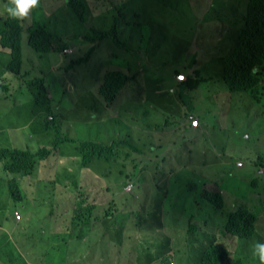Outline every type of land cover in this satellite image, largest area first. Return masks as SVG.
I'll use <instances>...</instances> for the list:
<instances>
[{"label":"rangeland","instance_id":"obj_1","mask_svg":"<svg viewBox=\"0 0 264 264\" xmlns=\"http://www.w3.org/2000/svg\"><path fill=\"white\" fill-rule=\"evenodd\" d=\"M86 1L91 2V0ZM228 1L155 0L152 2L150 0L148 10L156 22H152L149 27L143 26L141 32H144L145 36L142 34L141 37H138L140 30L136 31L137 27L129 29L122 25V29H119V32L122 33L120 44L132 48L133 53L136 54L132 59L133 61H136L137 58L140 60L145 53L154 61L151 55L155 54L157 49H150L148 51L142 49L141 51L140 48L145 45L146 34L155 33V37L159 43L168 49V54H162V58H166L167 55L179 56L180 52L182 54L186 49H192V52L187 53L188 59L195 56V54L200 55L199 60L204 65L200 68V71L201 77L204 79L200 83L199 89L194 93L195 101H201L203 105L209 101L210 105L215 107L218 105L222 107V104H225L226 113L222 117H217L219 122L216 125L215 133L222 136V143L227 151L238 155L237 153L241 151V147L244 145L245 149L250 151L252 157L256 158V155L264 156V91L259 93L258 100H252L247 95L233 94L227 90L228 88L225 85V77L227 75L225 71L226 64L222 57L227 56L235 49V39L237 37L235 19L230 17L234 13L228 5ZM6 3L7 0H0V13L4 12V5ZM95 6L92 5V8L96 9ZM39 8V11L46 14H55L56 16H60V14L69 16L71 14L70 9L66 5V0H40ZM39 11L38 8L32 10L30 18L24 21L26 25L35 21ZM91 12H89V22L81 25L78 23V25H70L67 29L71 34L70 42L78 43L79 48V41H84V47L88 48L87 52L77 55L78 57H87L85 62L79 66L71 67V60L65 59L64 63L60 66L63 72H57L60 63H53L58 58L60 60L61 57L65 58V56H61L59 52L40 56L35 53V50L33 51L39 58H35V64L37 65L34 71L30 72V75L36 79L43 71V76L41 77L44 80L43 82L45 83V77L51 81V87L47 85L45 89L48 87L49 95L51 94L50 90L53 94L52 100L47 99L43 104L37 102L39 107L36 110L43 111L46 114H54L55 121L50 122L51 134L45 135L42 144H36L29 150H23L36 154L42 149H49L51 153L46 155L44 170H40L41 162H39L37 165H33V173L27 174L28 176H25V178H21L23 177L21 176V171L14 174L5 172L0 164V245L8 242L7 247L16 245L21 250L19 260H14L16 256L5 250L0 264H38L31 257H39L42 259L43 264H63L61 254L52 253L56 245L53 241L54 234H59L61 238L70 237L76 240V249H79V247L86 244V238L82 237V234L88 233L87 240L90 249H92L93 245L97 242L96 234L105 228L103 223L96 221L95 218L100 217L104 211L111 209V205H103L108 201V196H99L103 189L97 188L93 180L101 177V182H106L109 185L126 181L127 173L123 170L122 166L123 163L129 162V159L125 160V153L129 150L127 144H124L112 153L113 159L109 162H106L104 159L95 158L88 165H84L83 155L79 159V142L112 146L113 144L109 140L117 137L122 139L129 135L131 139L127 140L130 142L134 141L133 145L137 147H141L146 143L139 142L142 125L135 124L134 120L129 121L132 125V127H129L123 124L115 125L103 117L101 118L102 123L100 119L93 117L95 111H92V108L97 104L96 99L99 98L100 101H105L103 96L106 99L110 97L108 95V88L101 89V92H99L97 85L99 83L106 84L109 81L106 73L112 70V67L109 65L111 57L102 56L100 63H97L95 56L92 59L88 58L87 53L92 46L91 42L96 40V33L93 32L90 42H85V36L89 35L87 30L92 31L93 29V31H99L100 28L103 30L111 28L112 19L110 12L104 13V16H102L100 10L92 14ZM219 12L226 14L223 22L218 20ZM128 15L130 19L134 20L130 12H128ZM96 16L102 17L97 21ZM152 28H154L153 32ZM78 32L79 36H74ZM130 34H134V37L132 38ZM167 42L173 43L171 47L165 45ZM109 45L112 49H116L112 40L109 41ZM21 46L23 50L24 42H22ZM26 48L31 49L29 45ZM68 52L70 53L71 51ZM77 56L73 59L78 58ZM143 62L146 64L144 65L146 68L145 73L149 77L141 73L140 77H138L139 85H133L142 89L146 86L147 82L154 81L156 79L155 76L158 74L154 68L149 69L150 61L143 59ZM0 78L3 79H0V85L5 84L7 86V89H3L2 91L13 95L22 90L28 96L36 99L34 86L30 84L28 77L23 75L22 69L18 74L9 71L7 76L4 78L0 76ZM124 86L125 84L109 100L111 104H114V108H117L122 102L121 97L126 98V101H128V94L125 93ZM263 86L264 75L261 77L259 88ZM67 89L69 90L68 93L65 92ZM145 100L147 102V119L145 123L149 120L155 122L161 121L159 108H149L151 104L150 95ZM131 103L134 107V101ZM135 118L136 115L133 116V119ZM126 121L128 120H125L124 123ZM246 133L251 135V139H243ZM150 135L155 136L154 133ZM159 136L164 139L167 137L166 135ZM70 137L75 139L74 143L76 145L64 143L56 146L60 139ZM172 137L170 135L169 139H172ZM211 141L212 144L210 139L206 137L205 141L202 142V146L214 145V139ZM187 144L190 148H193L197 143L188 140ZM150 149L151 147L149 146L142 147V151L152 160L154 166V154ZM131 154H134V152L131 151ZM175 154L176 156L173 160L171 157H168L166 168L175 167L174 161L180 156L177 150ZM198 160V156L193 158L195 163ZM239 162L243 163L242 161ZM127 166L128 164H126ZM216 169L219 170L215 167L209 169L203 167L199 170V173L202 172L207 176L211 171L214 173ZM105 170H110V172ZM119 170H122L123 173H119ZM39 172L50 183L46 182L45 186L43 184H36L31 175ZM194 178H199V176L196 175ZM227 178V174L223 173L221 176L216 178L212 176L210 179L215 180L218 188L222 190L223 187L225 188L226 183L228 187V190L225 189L226 191L231 193L236 192L240 196H245L247 192L253 191L250 187L249 178L245 175H241L240 177L235 174L234 177H229L230 180ZM11 180L16 181L18 189L14 199L10 195H7V192L9 194L12 193L11 190L7 189V185ZM195 183H199L196 197L202 203L199 206L191 203L185 208L190 213H201L203 208L208 207L210 201L209 197L200 199L199 188L201 184L199 180H196ZM181 192L185 193L183 190ZM211 192L215 193L216 191L213 190ZM205 194L206 192L203 195ZM225 195L227 194H223V197ZM144 200H146L145 193L142 198V201ZM82 202V208L92 206L90 204H93L95 210L92 216L89 217V220L79 221V224H72L74 210ZM245 206H243V209H245ZM145 207L146 209H150V205L148 204ZM13 208H17L23 213L24 221L22 228H15L12 222L8 220ZM247 208L248 215L257 218L253 220L257 235L255 238L252 237L250 241L240 240L236 253L231 254V257L237 264H259L258 257H253L254 248L252 245L257 241L264 244V203L262 205H249ZM115 209L119 213L125 211L122 205H119V201ZM172 210L175 212L176 207H173ZM123 224L122 221L119 223L120 230H123ZM34 225L38 229H35ZM2 228H5L6 231H3ZM144 232L149 233L147 230H144ZM149 239L152 240L154 238L149 237ZM155 239L160 241L163 237ZM105 240L106 249H108V243L119 245V239L115 235L110 236L107 234ZM187 240L190 242L193 239L187 237ZM60 245L63 246L61 249L62 254H67L71 249L70 244L62 239ZM185 246V239L182 238L178 247L183 249ZM24 248L31 249L32 254L24 253ZM79 255L80 258L77 260L79 264H88V252L82 250ZM145 257L146 254L144 255ZM162 262L163 260H159L155 264H162Z\"/></svg>","mask_w":264,"mask_h":264},{"label":"crops","instance_id":"obj_2","mask_svg":"<svg viewBox=\"0 0 264 264\" xmlns=\"http://www.w3.org/2000/svg\"><path fill=\"white\" fill-rule=\"evenodd\" d=\"M1 40V39H0ZM23 58L25 62L30 64V70L36 68L33 50L26 48L27 42L24 40ZM173 43L167 42L165 45L171 47ZM192 52V49H186L179 59L178 63H170L172 57L167 59V62L162 66L150 65V68L157 70L158 74L155 80L147 82L146 86L135 87L128 89V101L124 98L121 103L114 108V104H108L107 101L98 99L96 106L92 108L93 117L107 118L108 121L115 125H126L132 127L130 120H134L135 124L142 125L139 142L143 143L141 147L133 145L134 141H128L131 137H117L109 140L116 147L112 153L120 148L121 145L127 144L128 152L125 153V160L129 159L128 163H123V170L127 173L126 181L107 184L101 182V177L93 180V183L99 189H103L99 196H108V201L103 204L111 205V209L104 211L102 215L95 218L96 221L103 223L105 228L96 234L97 242L90 249L87 236L86 244L77 248V241L72 239L68 242L71 249L67 254H61L55 245L52 253L61 254L63 264H79L77 260L80 258L82 250L91 255L92 264H155L159 260H163L162 264H203L200 262L203 251L215 243L211 239V231L220 232L223 226H226L227 219L222 210L217 208L213 202L208 203V207L203 208L201 213L189 212L185 207L194 203L201 205L198 201L195 186V181L202 180V185L199 188L200 199H204L205 192L216 191L227 194L223 198L225 200V212L228 213L237 208L248 210L249 205H262L264 203V182L259 180L257 176L260 169H264L260 163L263 160L256 155L252 157L250 151L242 145L238 155L234 152L227 151L222 143V136L216 134V125L219 120L217 117L225 115V104L212 106L209 101L205 105L201 101H195L194 93L199 89L188 88V82L181 83L176 80L177 74L184 72L187 76H191L194 71L198 72V67L195 65L192 71L187 69L189 59L187 53ZM12 53L9 49L4 48L0 41V76H7L11 71ZM55 62L53 64H57ZM49 65V64H48ZM52 65V64H51ZM23 74L28 77L27 71L22 70ZM146 77L144 68L140 69ZM29 79V78H28ZM188 81V80H187ZM154 84V85H153ZM0 90V149H31L36 144H42L43 138L47 134H51L49 122L53 115L37 111L39 104L36 99L28 96L22 90L19 93H6ZM2 91V92H1ZM52 94V91L50 90ZM150 95V109L159 108L161 112V121L155 122L147 119V102L146 98ZM134 101L135 106H132ZM114 108L113 111H111ZM195 115L200 119V127L192 128L189 120L190 115ZM136 118L133 119V116ZM158 117V116H157ZM125 120H128L125 122ZM103 123V121L101 120ZM155 134L153 137L150 134ZM248 134V133H246ZM245 134V135H246ZM159 135H166L164 139ZM172 135V139L169 136ZM251 139V135L248 134ZM214 139V145H203L205 138ZM123 140V141H121ZM197 143L193 148H190L187 141ZM147 141H153V146L150 151L154 154V166L152 160L149 159L142 151V147L148 146ZM109 143V144H110ZM179 151L177 160L174 161V166L166 168L168 157L172 160L175 158V151ZM131 151L134 154H131ZM40 152V151H39ZM37 154V153H36ZM34 154V155H36ZM83 152L79 144V159L82 158ZM199 157L197 163L193 158ZM261 156V155H260ZM46 158L43 157L33 165L40 163V170H44ZM98 159V158H96ZM109 162L108 160H105ZM242 161L244 165L238 166L237 163ZM126 164L128 166L126 167ZM33 165L30 161L25 164L29 174L33 173ZM218 168L213 173L205 175L200 172L201 168ZM32 171V172H31ZM110 172V170H105ZM218 172V173H217ZM119 173H123L119 170ZM223 173L229 177L234 175H245L249 178L252 192H247L245 196H240L238 193H231L226 190L219 189L217 182L210 179L221 176ZM198 175L199 178H194ZM36 184L50 183L42 173L31 175ZM193 177V178H192ZM133 183V190L126 192L127 184ZM45 186V185H44ZM113 186V187H111ZM225 189L228 190L225 183ZM183 190L185 193H182ZM145 193L146 200L142 201ZM12 199L16 196L7 192ZM129 195V197H127ZM86 198V197H85ZM122 205L125 211L119 213L115 207ZM95 203V202H94ZM150 205V209H146L145 205ZM93 205V204H90ZM176 207L175 212L172 210ZM21 210L13 208L8 220H10L15 228H22L23 221L16 220L15 212ZM24 217V216H23ZM264 219V218H263ZM123 222V230L119 229V223ZM35 229H38L34 225ZM6 231L5 228H2ZM147 230L149 233L144 232ZM89 232V231H88ZM88 234V233H87ZM107 234L115 235L119 239V245L108 243V249L105 248V238ZM135 237V238H134ZM149 237L154 239L150 240ZM163 237L158 241L155 238ZM171 237V238H167ZM187 237L192 238L188 241ZM184 238L186 246L183 249L178 247L180 240ZM105 240V241H104ZM11 244V243H9ZM8 246V242L0 245V260L5 250L16 256L14 260H19L21 250L16 245ZM24 253L32 254L31 249L24 248ZM48 253V252H46ZM146 257L144 258V255ZM34 258L38 264H43L39 257ZM88 258V256H87ZM88 258V264L90 261ZM13 262V261H12Z\"/></svg>","mask_w":264,"mask_h":264},{"label":"trees","instance_id":"obj_3","mask_svg":"<svg viewBox=\"0 0 264 264\" xmlns=\"http://www.w3.org/2000/svg\"><path fill=\"white\" fill-rule=\"evenodd\" d=\"M151 1L153 2L155 0ZM149 4L150 0H91V2L86 0H66V5L71 12L69 16L61 14L60 16H56L51 13L46 14L39 11L40 8L38 7V17L36 16L35 21H32L29 25H26V22L24 21L10 19L4 10L3 13H0L1 45L4 48L9 49L12 53L11 70L16 74L20 73L21 69L27 71L29 82L35 89L37 102L43 104L47 99L52 100L53 98V94L49 95V88L47 87L45 89V86L47 85H50L51 87V81L49 78L45 77V85L43 78H41L43 76V71L36 79L30 75V64L25 62L22 57V42L25 40L27 45H29L33 51L35 50V53L40 56L55 52H59L61 56H65V58L61 57L60 60L59 58L56 60V62L60 63L57 72H63L60 66L64 63L65 59L71 60V67L79 66L85 62L87 57H78L77 55L88 51V48L84 47V41H79V48L78 43L70 42L69 39L71 38V34L67 30L68 27L70 25H81L89 22V12L91 11L92 14L93 12L96 13L100 10L102 16H104V13L110 12L112 27L106 30L100 28L99 31H93V29L92 31L87 30L89 35L85 36V42H90L93 37V32H95L96 40L91 42L92 46L87 53L88 58L92 59L95 56L97 63H100V58L102 56L111 57L109 65L112 67V70H109L106 73L109 81L106 84L99 83L97 85L99 92H101V89H109L108 95L110 97H107L106 99V97L103 96V98L108 104H111L109 100L114 93L116 94V91L122 85L125 84L123 89L127 94L129 88H132L133 85H139L138 77H140L141 74L140 69H146L144 67L146 64H144L143 59L150 61V65L161 66V63L164 65L169 57H172L173 59L167 64L178 63L182 56L181 54H179V56L167 55L166 58H162V54H168V49L163 44L159 43L155 37V33H147L145 45L140 48L141 51L142 49H144V51L157 49L156 53L151 55V58L154 59V61L151 60L146 53L140 60L137 58L136 61H133L132 59L136 54L133 53L132 48L120 44L122 33L119 32V29H122V25L129 29L137 27L136 31L140 30V35L138 37H141L142 34L145 36L144 32H141L142 27H149L152 22H156L148 10ZM92 5H96V9H93ZM228 5L232 8L234 13L230 17L235 19L237 37L235 39V49L227 56L222 57L223 60H225V71L227 73L225 77V85L230 93L243 96L247 95L252 100H258L259 93L264 91V86L259 88L261 77L264 75V0H229ZM128 12H130V15L134 20L130 19ZM101 17L96 16V20L98 21ZM225 18L226 14L219 12L218 20L223 22ZM53 25H55V27H53ZM153 31L154 28H152V32ZM133 35L134 34H130L132 38L134 37ZM74 36L78 37L79 32ZM110 40L113 41V45L116 46V49L111 48L109 45ZM68 51L71 52L69 53ZM38 55L34 54L33 58H39ZM76 56L78 58L73 59ZM199 56L200 55L195 54V56L189 58L186 66L190 71H192V68L195 65L198 67V72L194 71L195 73L191 76L186 75L188 78V88L192 90L199 87L204 79L201 77L200 71V68L204 65L202 61L199 60ZM0 79L3 80L2 78ZM1 89H7V86L1 84L0 90ZM65 92L68 93L69 90L67 89ZM123 98L124 97H121L120 99ZM124 99L126 100V98ZM53 121H55L54 114L53 119L48 121L49 125L50 122ZM74 140L75 139L72 137L62 138L56 146L64 143L76 145ZM79 144L81 151L83 152L84 165H88L95 158L108 161L113 159L112 150L116 147L115 145L103 146L101 144L80 142ZM147 144L149 147H152L153 141H147ZM41 153L43 154L41 155ZM50 153L49 149H42L36 155L26 150L13 148L0 149V164L5 172L14 174L21 171V176H23L21 178H25V176H28L27 174H29L25 167L27 161H30L33 165L37 160L46 157V155H49ZM110 154L111 156H109ZM259 157L263 160L260 165L264 168V156L259 155ZM261 170L262 169L259 171ZM257 176H259L260 181L264 182V169ZM200 184L202 185V180L200 181ZM198 185L199 183H195V186ZM7 189L11 190L16 196L18 192L16 181L11 180L7 185ZM223 190H225L224 187ZM205 195V197H209V201L213 202L217 208L227 215V223L226 226L222 227L220 232L211 231L208 233L211 235V239L215 240V243H212L207 250L203 251L204 253L201 256L200 262L203 264H237L232 260L231 254L236 253L240 240L250 241L252 237H256L257 234L253 220L257 218L248 215V211L243 208H237L226 213L224 208L226 202L223 198L222 192L213 193L209 191V193L206 192ZM82 206L83 202L75 208L72 217V224H79V221L83 222V220H89V217L92 216L93 211L95 210L94 205L84 208H82ZM54 235L53 241L58 246L57 250L62 254L61 249L63 246L60 245L61 239L68 243L72 238H61L59 234ZM85 236H87V233L82 234V237ZM1 255L3 257V254ZM89 257H91V255H88V258ZM89 264H92L91 258Z\"/></svg>","mask_w":264,"mask_h":264},{"label":"clouds","instance_id":"obj_4","mask_svg":"<svg viewBox=\"0 0 264 264\" xmlns=\"http://www.w3.org/2000/svg\"><path fill=\"white\" fill-rule=\"evenodd\" d=\"M39 6H40V0H7V3L4 5V10L10 19L17 21H25L30 18L32 10L38 8ZM52 118L53 117L51 116L50 119ZM262 171L263 169L259 171V173H261ZM252 247L254 248L253 257L254 258L258 257L259 264H264V244H261L257 241L254 242ZM170 264H174V263H170Z\"/></svg>","mask_w":264,"mask_h":264},{"label":"built area","instance_id":"obj_5","mask_svg":"<svg viewBox=\"0 0 264 264\" xmlns=\"http://www.w3.org/2000/svg\"><path fill=\"white\" fill-rule=\"evenodd\" d=\"M176 80L180 81L181 83H184V82L187 81V76L184 73L178 74L176 76ZM189 120L191 122L190 126L192 128L197 129V128L200 127V119L197 118L195 115H193V114L190 115L189 116ZM245 138H249L248 134L245 135ZM237 165L238 166H243V163L238 162ZM133 186L134 185L132 183L127 184L126 187H125V191L126 192H131L133 190ZM15 218H16V220H22L23 219L22 214H20L19 212H15Z\"/></svg>","mask_w":264,"mask_h":264}]
</instances>
